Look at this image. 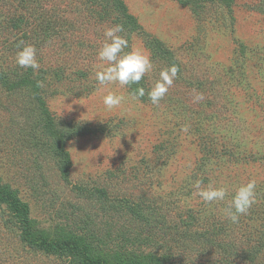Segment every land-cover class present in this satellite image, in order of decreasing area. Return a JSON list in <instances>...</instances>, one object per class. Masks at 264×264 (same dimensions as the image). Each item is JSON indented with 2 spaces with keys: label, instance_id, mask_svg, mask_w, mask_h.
Segmentation results:
<instances>
[{
  "label": "rangeland",
  "instance_id": "rangeland-1",
  "mask_svg": "<svg viewBox=\"0 0 264 264\" xmlns=\"http://www.w3.org/2000/svg\"><path fill=\"white\" fill-rule=\"evenodd\" d=\"M117 24L125 52L152 59L139 85L95 79ZM21 41L40 69L17 66ZM173 64L154 105L147 92ZM110 91L126 98L111 110ZM252 179L257 202L233 224L223 209ZM197 180L228 196L206 204ZM2 189L29 206L36 238L108 264H264V0H0ZM0 264L82 262L29 248L2 205Z\"/></svg>",
  "mask_w": 264,
  "mask_h": 264
},
{
  "label": "clouds",
  "instance_id": "clouds-1",
  "mask_svg": "<svg viewBox=\"0 0 264 264\" xmlns=\"http://www.w3.org/2000/svg\"><path fill=\"white\" fill-rule=\"evenodd\" d=\"M122 32H124L122 24L107 28L104 32L105 40L98 51L97 59L103 62L105 66L95 72V79L101 86L115 84L123 88L133 84L139 85L142 79L153 69L150 55L143 50L133 48L125 52V49L129 48V42L124 36L120 35ZM18 49L15 57L18 67L23 69L31 68L33 71L40 69L41 65L37 60V49L34 45L21 41ZM178 73L179 68L175 64L160 71L159 80L147 92L152 104L158 105L160 103L173 85ZM38 86L42 87L43 82H38ZM145 94V88L138 87L131 98L137 99L144 97ZM125 99L123 95L110 91L104 96L103 103L107 109L111 110L120 106ZM195 99L197 101L201 100L203 96L197 95ZM256 186V180L252 179L236 188L227 207L223 209V215L227 220L237 224L242 215L248 214L249 210L257 202ZM194 187L197 191L193 195L198 196L206 204L224 201L228 196L226 187H216L212 183L202 187L201 180H197Z\"/></svg>",
  "mask_w": 264,
  "mask_h": 264
},
{
  "label": "trees",
  "instance_id": "trees-1",
  "mask_svg": "<svg viewBox=\"0 0 264 264\" xmlns=\"http://www.w3.org/2000/svg\"><path fill=\"white\" fill-rule=\"evenodd\" d=\"M124 14H126L125 9ZM2 205H6L12 213L19 217L23 238L32 250L42 251L54 256H79L82 264H108L101 259L88 257L87 250L74 241H47L36 238L33 232L29 206L22 202L13 191L9 189L0 190V206Z\"/></svg>",
  "mask_w": 264,
  "mask_h": 264
}]
</instances>
